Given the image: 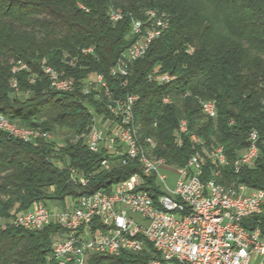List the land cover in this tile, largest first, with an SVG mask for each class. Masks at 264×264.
<instances>
[{
  "label": "trees",
  "instance_id": "1",
  "mask_svg": "<svg viewBox=\"0 0 264 264\" xmlns=\"http://www.w3.org/2000/svg\"><path fill=\"white\" fill-rule=\"evenodd\" d=\"M111 8L123 12L117 22L109 19ZM145 9L161 13L164 31L132 62L127 76L113 77L111 67L133 40L130 21L142 18ZM18 64L25 68L14 71ZM44 65L72 79L73 90L53 89ZM156 73L172 79L160 84L152 77ZM97 74L114 97L137 96L132 112L138 141L152 137L154 153L168 164L183 166L194 151L188 135L176 141L184 119L188 134L200 140L197 151L204 160L213 161L202 151L206 146H223L222 177L208 165L204 178L217 171L214 178L223 185L264 190V0H0V114L18 126L63 130L60 142H26L0 130V264H56L51 257L56 224L39 230L11 224L34 201L110 192L140 174L136 163L122 166L118 157L93 153L79 139L90 126L89 108L110 117L103 96L81 91L84 80ZM163 96L171 101L163 103ZM209 100L216 105L214 119L202 111L201 101ZM252 129L259 135L258 157L238 172L235 160ZM104 157L115 163L111 170L101 168ZM71 168L86 179L74 182ZM150 184L154 181L144 177L141 189ZM147 192L154 199L158 194ZM245 225L259 226L264 234V215ZM153 256L147 244L139 253L92 254L86 264H151Z\"/></svg>",
  "mask_w": 264,
  "mask_h": 264
},
{
  "label": "built area",
  "instance_id": "2",
  "mask_svg": "<svg viewBox=\"0 0 264 264\" xmlns=\"http://www.w3.org/2000/svg\"><path fill=\"white\" fill-rule=\"evenodd\" d=\"M148 10L151 21L131 19L133 40L111 67L113 77L127 76L132 62L142 57L157 38L154 37V29L162 28L164 19L160 12ZM117 15H123L121 9L109 10L112 22H117ZM90 51L91 48L83 50L84 53ZM43 71L49 82H53V89L62 92L73 90V80L62 77L61 72L51 66ZM152 77H160V84L172 79L171 76L162 77L160 73ZM81 91L83 94L96 91V97L103 96L110 115L105 118L92 108L88 109L94 113L95 122L84 134L85 146L93 153L105 150L109 157H118V164L136 163L140 174L133 173L127 182L116 183L110 192L80 194L72 203H65L61 210L55 205L48 207L42 201H34L28 209L12 217L13 226L39 230L50 223L56 224L59 229L51 246V257L56 264H86L92 254L139 253L146 249L147 244L154 251L151 264H264V234L259 226L245 225L246 219L264 215V190L236 182L224 185L230 192V199H222L209 186L207 178H202V169L208 165L215 166L219 177H222V145L206 146L217 153V160H203L197 151V138H193V133L188 134L186 121L181 119L178 123L179 139L182 141L183 135H188L194 151L186 159V169L175 171V185L171 189L167 186L166 160L162 156L157 157L156 163L162 164V171H150L136 137L131 135L130 103L136 102L137 96L114 97L101 74L84 80ZM161 100L167 103L166 96ZM203 107L210 110L213 119L216 117L215 104ZM0 130L26 142L52 138V133L39 128H18L16 123L1 115ZM247 134L257 136V143L249 155L237 156L238 172L250 167L254 162V152H259L257 131L252 129ZM155 144L153 142V146ZM114 164L108 157L100 161L103 170H111ZM70 173L74 182L86 179L83 175L73 176L72 168ZM141 173H149L154 181V184L146 186V192H139ZM149 190H156L159 196L166 197V205L184 209V216L159 213L157 205L147 202ZM133 215H138L139 220ZM1 227L4 228V224Z\"/></svg>",
  "mask_w": 264,
  "mask_h": 264
},
{
  "label": "bare ground",
  "instance_id": "3",
  "mask_svg": "<svg viewBox=\"0 0 264 264\" xmlns=\"http://www.w3.org/2000/svg\"><path fill=\"white\" fill-rule=\"evenodd\" d=\"M110 10H116V9H112L111 8ZM143 12H144L143 15H142L143 17L140 18L139 20H141V21H151L150 10H146L145 9V11H143ZM154 12H157V11L154 10ZM122 17H123V15H117V21L120 20ZM165 26H166V22L164 20H162V28H164ZM162 28H155L154 29V37H157L160 34ZM48 66L49 65H44L43 69L48 68ZM21 68H25V66L22 65V64H18V66L14 67V71L16 69H21ZM162 77H169V76L166 75V74H162ZM155 79L160 81V77H155ZM51 87H53V82H51ZM166 100H167V103H169L171 101L168 96H166ZM133 103L134 102L130 103V114H129V129L131 131V135L136 137V143L139 144V147L141 149V152L144 155L145 160L149 162V170L150 171H162V164H157L156 163L157 157H159V156L154 153V147H155V145L153 146V142H155L154 139L152 137H146L142 144L138 141L137 127L134 125V122H133V112H132ZM208 104H215V102L213 100L201 101L202 111H203L204 114H206V115H208V116L213 118V114L210 113V110H207V109H205L203 107V106H206ZM89 112L92 115L89 128H92L93 125H94V122H95V115L92 112V110H89ZM215 112H216V105H215ZM1 117H4V116L1 115ZM16 126L18 128H22V129H31V128H28V127H21V126H18V125H16ZM174 134H175L177 143L181 144V140L179 139L180 138V127L179 126H178V128H177V130L175 131ZM80 138L83 139L84 138V134H83V136L79 137V139ZM193 138H197V136H195L193 134ZM199 141L200 140L197 138V143H199ZM247 143H248V145L244 149L240 150L238 152L237 156H247V155H249L252 152V149L255 146V143H257V136H253L252 134H248L247 135ZM87 148L90 151V148L89 147H87ZM202 151L204 152V154H206V156L208 158L212 159L213 161L217 160V153H215V151H211L210 148L208 150H206V151L205 150H202ZM258 153L259 152H254V160L258 157ZM201 158H203L202 154H201ZM120 165L124 166V164H120ZM225 165H226V157H225V154L223 153L222 160H221V168L224 167ZM235 166L237 168H239V163H238L237 157H236V160H235ZM185 169H186V162H185V164L183 166H180V167H174V166H172V165H170L168 163H165V171H169V172H174L175 173V171H181V170H185ZM203 174H204V169H202V178H204ZM72 175L73 176H77L76 175V171L73 168H72ZM215 175H217V171H214L212 173V176L207 178V180L209 181V186H212V188L214 189V193H216L217 195H220V197L222 199H230V192L228 191V188L224 187L223 184L217 182L216 179L214 178ZM144 177H149L150 178L149 173H141V183L142 184H139V192H146V190L141 189V186L143 185ZM80 180L82 181V179H80ZM128 180H130V177H128L125 180L119 181L118 183H125ZM113 188H114V186H113ZM101 191L102 190L93 192V194H100ZM147 202H150L151 205H157V211L159 213H168V214H171V216H184V209L178 208L176 206L166 205V197L159 196V194H157L156 198L154 199L147 192Z\"/></svg>",
  "mask_w": 264,
  "mask_h": 264
},
{
  "label": "rangeland",
  "instance_id": "4",
  "mask_svg": "<svg viewBox=\"0 0 264 264\" xmlns=\"http://www.w3.org/2000/svg\"><path fill=\"white\" fill-rule=\"evenodd\" d=\"M23 127V126H21ZM62 133H63V130H58L54 133H52V138L51 139H54L55 141L57 142H60V140L62 139ZM156 146V144H155ZM165 173L167 174L168 176V180H167V186L169 188H173L174 185H175V174L174 172H169V171H165ZM73 201V198L71 197H66L62 202H59V201H54V202H44L46 206L48 207H51L52 205H55L57 207V209L61 210L63 205L66 203V204H70L72 203ZM133 218L136 219V220H139V216L138 215H133Z\"/></svg>",
  "mask_w": 264,
  "mask_h": 264
}]
</instances>
